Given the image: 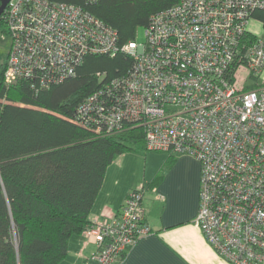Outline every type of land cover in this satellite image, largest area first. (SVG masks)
Masks as SVG:
<instances>
[{
    "label": "built area",
    "instance_id": "1",
    "mask_svg": "<svg viewBox=\"0 0 264 264\" xmlns=\"http://www.w3.org/2000/svg\"><path fill=\"white\" fill-rule=\"evenodd\" d=\"M256 9L264 0H178L150 16L144 44L121 45L118 31L81 5L10 0L4 83L45 87L75 76L87 55L130 56L124 75L80 103L79 121L106 134L128 122L144 129L146 148L193 156L201 167L195 223L207 242L230 264H264V26ZM146 191L132 189L117 216L86 227L85 242L96 244L87 264H122L151 232Z\"/></svg>",
    "mask_w": 264,
    "mask_h": 264
},
{
    "label": "trees",
    "instance_id": "2",
    "mask_svg": "<svg viewBox=\"0 0 264 264\" xmlns=\"http://www.w3.org/2000/svg\"><path fill=\"white\" fill-rule=\"evenodd\" d=\"M50 1L81 5L113 26L122 45L178 0ZM253 16L264 26L263 9ZM0 29L8 34L5 11ZM6 61L0 71V264H58L71 237L90 225L109 166L123 153L146 148L142 127L125 122L99 133L77 116L80 103L124 75L133 59L122 52L87 55L75 76L38 88L28 81L5 85Z\"/></svg>",
    "mask_w": 264,
    "mask_h": 264
},
{
    "label": "crops",
    "instance_id": "3",
    "mask_svg": "<svg viewBox=\"0 0 264 264\" xmlns=\"http://www.w3.org/2000/svg\"><path fill=\"white\" fill-rule=\"evenodd\" d=\"M136 152L121 154L107 169L89 216L91 222L119 214L128 193L138 184L130 166ZM200 185L199 162L188 154L168 153L143 199L151 232L128 251L122 264H230L216 253L195 223ZM95 250L96 244L86 243L82 233L74 235L67 256L58 264H87Z\"/></svg>",
    "mask_w": 264,
    "mask_h": 264
},
{
    "label": "rangeland",
    "instance_id": "4",
    "mask_svg": "<svg viewBox=\"0 0 264 264\" xmlns=\"http://www.w3.org/2000/svg\"><path fill=\"white\" fill-rule=\"evenodd\" d=\"M264 32V27L261 29ZM137 44H144L146 42L145 27H139L134 39ZM11 45V36L4 33L0 29V71L2 64L7 60L8 51ZM249 87V82L245 84ZM132 167L133 178H136L138 184L135 188L144 184L146 187L149 183L153 182L161 168L166 162L168 153L162 150H153L148 148H140L136 154H132Z\"/></svg>",
    "mask_w": 264,
    "mask_h": 264
},
{
    "label": "water",
    "instance_id": "5",
    "mask_svg": "<svg viewBox=\"0 0 264 264\" xmlns=\"http://www.w3.org/2000/svg\"><path fill=\"white\" fill-rule=\"evenodd\" d=\"M10 0H1V4H0V16L4 13V11L6 10L8 4H9Z\"/></svg>",
    "mask_w": 264,
    "mask_h": 264
}]
</instances>
